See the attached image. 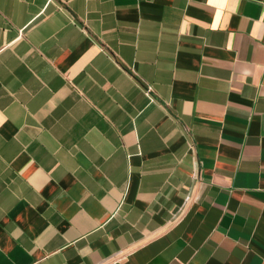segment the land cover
<instances>
[{
    "label": "crops",
    "instance_id": "crops-1",
    "mask_svg": "<svg viewBox=\"0 0 264 264\" xmlns=\"http://www.w3.org/2000/svg\"><path fill=\"white\" fill-rule=\"evenodd\" d=\"M0 264H264V0H0Z\"/></svg>",
    "mask_w": 264,
    "mask_h": 264
},
{
    "label": "built area",
    "instance_id": "built-area-1",
    "mask_svg": "<svg viewBox=\"0 0 264 264\" xmlns=\"http://www.w3.org/2000/svg\"><path fill=\"white\" fill-rule=\"evenodd\" d=\"M150 92H151V87L148 88V93H149V95H150Z\"/></svg>",
    "mask_w": 264,
    "mask_h": 264
}]
</instances>
